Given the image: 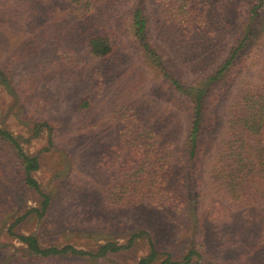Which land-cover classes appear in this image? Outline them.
<instances>
[{
  "label": "rangeland",
  "instance_id": "374dc122",
  "mask_svg": "<svg viewBox=\"0 0 264 264\" xmlns=\"http://www.w3.org/2000/svg\"><path fill=\"white\" fill-rule=\"evenodd\" d=\"M262 88L264 0H0V264H264V169L233 194L223 161Z\"/></svg>",
  "mask_w": 264,
  "mask_h": 264
},
{
  "label": "trees",
  "instance_id": "16d2710c",
  "mask_svg": "<svg viewBox=\"0 0 264 264\" xmlns=\"http://www.w3.org/2000/svg\"><path fill=\"white\" fill-rule=\"evenodd\" d=\"M139 26V31L143 29V20H137ZM245 40V39H244ZM89 50L95 55H106L111 51V43L107 36H92L89 39ZM230 63V60H226L222 65V68L226 67ZM220 73V72H217ZM212 78L208 79V82L204 85H199L198 88L194 89V93L187 91L185 89L186 95H189L191 100V121L188 132L187 141L191 147V154H195L198 145V138L200 133V128L202 125L204 103L210 94L209 87L212 85ZM178 86V84H177ZM242 103V113L233 114L231 117L230 124H232V130L235 131L232 135L234 140L228 145V152L223 161L228 162V179L225 180L226 189L229 193L238 192L245 188V179L240 177L239 173H242L249 165L255 164V167L264 169V146L261 145V139L264 138V88L261 90H256L250 94V92H245L243 95ZM0 136L15 141L10 137L9 133L0 129ZM27 165V169L36 166V161L31 158H24ZM217 169V174L219 170ZM251 173V172H250ZM245 176L249 180V175ZM220 177L221 179L224 178ZM26 185L29 187L38 188L37 183L30 176H26ZM256 183V182H254ZM242 192V191H241ZM239 192L238 194H240ZM237 194V195H238ZM241 195V194H240ZM239 197V196H238ZM44 204V203H43ZM19 239L27 244V247L34 253L41 255L49 254H60L70 251L71 253H82V251L76 250L71 246H65L61 249L56 247L41 248L37 243V238L32 235H19ZM121 248L114 243H106L101 245L98 255L104 254L106 251L117 250ZM156 254L154 248H151V252L146 259H141L138 264H146L152 257ZM168 261V260H166Z\"/></svg>",
  "mask_w": 264,
  "mask_h": 264
}]
</instances>
